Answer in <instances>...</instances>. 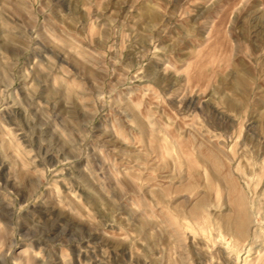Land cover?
Instances as JSON below:
<instances>
[{"label":"rangeland","instance_id":"obj_1","mask_svg":"<svg viewBox=\"0 0 264 264\" xmlns=\"http://www.w3.org/2000/svg\"><path fill=\"white\" fill-rule=\"evenodd\" d=\"M0 264H264V0H0Z\"/></svg>","mask_w":264,"mask_h":264},{"label":"bare ground","instance_id":"obj_2","mask_svg":"<svg viewBox=\"0 0 264 264\" xmlns=\"http://www.w3.org/2000/svg\"><path fill=\"white\" fill-rule=\"evenodd\" d=\"M247 214L242 204L239 206L237 210V214L232 219H228L225 221L228 227L234 228L237 230L239 234H243L246 230Z\"/></svg>","mask_w":264,"mask_h":264}]
</instances>
